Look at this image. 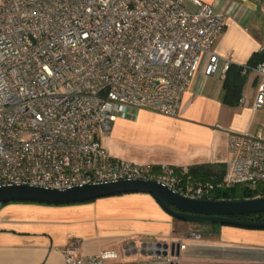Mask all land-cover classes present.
I'll list each match as a JSON object with an SVG mask.
<instances>
[{
  "label": "built area",
  "instance_id": "built-area-1",
  "mask_svg": "<svg viewBox=\"0 0 264 264\" xmlns=\"http://www.w3.org/2000/svg\"><path fill=\"white\" fill-rule=\"evenodd\" d=\"M223 31L222 14L200 0H0V187L142 180L190 200L232 188L264 198L261 136L230 132L223 175L208 181L112 158L100 144L133 111L176 117L203 56L207 75L224 76L231 63L214 51ZM242 67L258 78L253 109L264 110V61ZM167 244H129L125 255L145 258L128 262L66 248L64 264H177L185 246Z\"/></svg>",
  "mask_w": 264,
  "mask_h": 264
},
{
  "label": "crops",
  "instance_id": "crops-1",
  "mask_svg": "<svg viewBox=\"0 0 264 264\" xmlns=\"http://www.w3.org/2000/svg\"><path fill=\"white\" fill-rule=\"evenodd\" d=\"M223 16L224 31L214 51L237 66L257 63L264 30L254 24L259 5L253 0H200ZM261 29V31H260ZM207 58L184 93L178 115L137 110L118 118L100 139L112 158L142 166L223 167L228 162L230 132L264 138V110L253 109L258 78L246 74L242 97L222 102V74L207 75ZM189 226L199 239L180 251L190 264H264V230L219 225ZM174 219L148 194L134 193L71 205L13 202L0 208V264H64V250L76 257L115 251L119 262L143 259L125 255L127 245L154 241L174 243ZM192 238V237H191ZM181 242H183L181 240ZM177 264H179L177 262Z\"/></svg>",
  "mask_w": 264,
  "mask_h": 264
},
{
  "label": "water",
  "instance_id": "water-1",
  "mask_svg": "<svg viewBox=\"0 0 264 264\" xmlns=\"http://www.w3.org/2000/svg\"><path fill=\"white\" fill-rule=\"evenodd\" d=\"M134 193L152 196L167 214L183 222L264 230V222H245L233 218L264 213V198L238 201L190 200L153 181H119L75 186L65 190L45 189L28 185L4 186L0 187V204L26 202L45 205H71ZM162 247L167 249L168 244H163ZM174 249V245H171V252H174Z\"/></svg>",
  "mask_w": 264,
  "mask_h": 264
},
{
  "label": "trees",
  "instance_id": "trees-1",
  "mask_svg": "<svg viewBox=\"0 0 264 264\" xmlns=\"http://www.w3.org/2000/svg\"><path fill=\"white\" fill-rule=\"evenodd\" d=\"M258 56L257 63L250 62L247 67H253L261 61H264V53L259 52L254 56L255 59ZM242 66H237L231 64L228 70L224 74L223 79V94L222 102L235 106L238 104L242 97V90L246 79V74L242 73ZM223 167H208V166H197L188 168V178L194 181H208L211 177L221 178L223 175ZM184 178V182L187 181ZM239 190L240 194L237 195ZM256 191L240 190L238 188L227 189L225 191L218 192L214 197V200L220 201H238V200H248L255 196ZM4 205V204H2ZM235 219L245 221V222H264V213L244 215L239 217H233ZM199 225V224H197ZM208 226L215 227L216 225L208 224ZM219 226V225H218Z\"/></svg>",
  "mask_w": 264,
  "mask_h": 264
},
{
  "label": "rangeland",
  "instance_id": "rangeland-1",
  "mask_svg": "<svg viewBox=\"0 0 264 264\" xmlns=\"http://www.w3.org/2000/svg\"><path fill=\"white\" fill-rule=\"evenodd\" d=\"M256 4L259 5V10H258V13L255 17V22L254 24L260 28H262V30H264V0H253ZM261 31V29H260ZM259 51H260V48H259ZM240 194L239 190L237 191V195ZM174 219V218H173ZM174 222H175V225L176 224H179L181 229H177L176 227L174 228V231H175V234H181L182 237H177L176 240H174V243H179L181 240L183 241L182 243L185 244L186 246L188 245V243L190 242V240H193V238L191 237H186V229L189 227V226H193L192 228L193 229H199L200 226H196L197 224H193V223H187V222H183L181 220H178V219H174ZM203 225H207L208 224H203ZM216 227H218V225H216ZM136 246H139V243H136ZM127 256V255H126ZM128 258L127 259H130L132 257L129 258V256H127ZM177 262L179 264H188V263H185V261L179 257L177 258ZM190 264V263H189Z\"/></svg>",
  "mask_w": 264,
  "mask_h": 264
}]
</instances>
